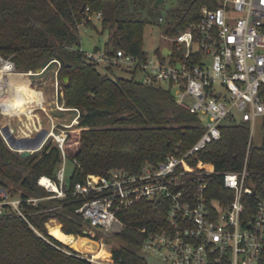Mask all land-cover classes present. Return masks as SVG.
Listing matches in <instances>:
<instances>
[{
  "label": "trees",
  "instance_id": "trees-1",
  "mask_svg": "<svg viewBox=\"0 0 264 264\" xmlns=\"http://www.w3.org/2000/svg\"><path fill=\"white\" fill-rule=\"evenodd\" d=\"M154 1L0 0V56L12 61L15 71L24 73L35 72L44 62L54 60L51 64H58L56 78L63 93L59 100H63L64 107L79 112L78 123L65 129L63 143L66 155L80 164L73 166L66 179L70 189L90 173L106 174L113 169L132 173L145 163L155 164L170 154L180 155L203 131L195 115L175 104L169 90L144 85L134 77L116 76L112 67L102 73L80 49L78 26L90 23L88 17L101 12V33L108 31L104 48L146 57L143 45L147 19L140 10ZM177 2L172 13L174 25L165 30L171 36L195 20L203 6H215L211 0ZM220 129V138L201 150L196 159L217 171L241 169L249 124L227 122ZM38 151L40 154H34ZM38 151L21 157L0 134V186L9 189L10 183L16 184L23 188V196L49 195L31 186L29 178H54L61 162L60 149L49 140ZM248 169L264 171V143L251 144ZM217 184L213 197H219L223 189L221 181ZM81 203L80 196L67 195L25 207L38 233L21 217H0V264H94L49 235L45 225L55 219L63 233L87 237L89 223L75 212ZM164 210L165 207L161 212ZM155 216L156 201L140 200L118 211L121 227L114 235L122 245L112 249L115 263L146 264L139 255L146 237L141 228H154Z\"/></svg>",
  "mask_w": 264,
  "mask_h": 264
},
{
  "label": "built area",
  "instance_id": "built-area-1",
  "mask_svg": "<svg viewBox=\"0 0 264 264\" xmlns=\"http://www.w3.org/2000/svg\"><path fill=\"white\" fill-rule=\"evenodd\" d=\"M211 2L215 6H203L184 30L164 35L168 45L151 56L139 58L119 48L83 51L99 67L138 72L142 77L137 81L142 84L169 90L175 104L195 115L203 128L194 144L180 155L145 163L137 172L113 169L87 174L70 189L66 161L76 167L80 164L63 150L67 126L56 131L53 125L38 150L51 140L60 149L61 162L54 178L42 175L35 182L37 190L49 195L14 196L0 186V217H21L37 232L25 207L78 195L82 203L75 212L92 228L105 232L121 227L120 209L140 200L156 201L155 227L141 228L146 237L140 250L146 254L166 264H264V171L248 169L254 125L259 118L264 121V0ZM95 16L99 19L101 12ZM164 48L168 55L162 54ZM6 62L15 71L13 62L0 56V67ZM78 117L79 112L70 126L78 123ZM227 122L249 124L246 157L241 169L217 171L195 156L220 138V126ZM37 125L25 126L15 137H34L44 130L39 120ZM217 181L223 189L219 197H213ZM93 231H85L88 241L94 239ZM87 238L77 235V239ZM87 256L82 257L91 262L101 258ZM110 264L117 263L111 260Z\"/></svg>",
  "mask_w": 264,
  "mask_h": 264
},
{
  "label": "rangeland",
  "instance_id": "rangeland-1",
  "mask_svg": "<svg viewBox=\"0 0 264 264\" xmlns=\"http://www.w3.org/2000/svg\"><path fill=\"white\" fill-rule=\"evenodd\" d=\"M155 1L150 3L144 10H140L142 17L147 19V23L144 25L143 48L148 56H151L155 51L161 50L165 45H168V42L164 39V35H166L165 30L167 27L174 25L172 13L173 9L178 6L177 0H163L162 3L154 6ZM159 17H163L164 20L160 22L158 20ZM78 34L80 38V49L84 52H92L95 48L103 49L108 38V31L101 33L100 21L95 15L90 16V23H82L78 26ZM57 68L58 64H51L40 74H34L33 72L32 74H28L27 72V75L24 76V78L28 80L29 87L35 90V93L29 94L28 97L35 99L36 97L41 96L43 98L42 105L39 106L33 104L30 112L25 111L27 110L25 109L26 107L20 106V101L12 102L11 100H7V97H5L7 94L2 93L3 95L0 97V128L8 126L14 135H18L20 129L25 128V126L33 127V124L35 123L38 127L37 121L39 120L41 127L46 130L50 129L53 125L55 126L56 131L62 130L65 126L68 127L65 128L66 130L70 129V125L78 112H74L71 109L64 107L62 103L63 100H59L63 93L59 79L56 78ZM98 70L102 73H106V69L103 66H100ZM15 72L19 73V71ZM112 72L120 77H134L135 80H139L142 77L141 73L137 72L133 74L121 68H113ZM29 105H31V101H29ZM50 142L53 143L51 140ZM252 143L254 146H261L264 143V121L261 118L257 119L255 122ZM40 152L41 151H38L34 154H40ZM72 170L73 164L67 159L65 165L66 179L70 176ZM9 189H11V193L14 196L24 193L23 188L13 183L9 184ZM49 223L51 222L49 221ZM88 228L89 230H94V239H91V241H88L87 237V240L77 239L76 235L75 241L78 240L81 244H79L78 247H73L72 243L66 244L60 240L58 241L75 251H80L81 255L84 257H88L87 255L95 253L101 242L103 244L105 255L92 263L110 264L111 260H113L112 249L118 248L122 245L114 235L118 227L113 226L105 232L100 229L92 228V226L89 225L87 226V229ZM80 246L81 248H79ZM98 255L101 256L102 254ZM139 255L145 260L146 264H166L149 254H146L142 250H139Z\"/></svg>",
  "mask_w": 264,
  "mask_h": 264
},
{
  "label": "bare ground",
  "instance_id": "bare-ground-1",
  "mask_svg": "<svg viewBox=\"0 0 264 264\" xmlns=\"http://www.w3.org/2000/svg\"><path fill=\"white\" fill-rule=\"evenodd\" d=\"M25 75H27V73H20V72L18 73V72L13 71L11 63L6 62L4 66L1 67L0 69V97H2L3 95L2 93H5L7 94V96H5L7 97V100H11L12 102H15L16 95L19 94L21 98L20 106L26 107L25 109H27L31 107L33 104L29 105V101L31 100L26 98L25 95H29L31 93L33 94L34 90L31 87H29L28 80L24 78ZM20 91H24L22 92L23 95L21 94ZM41 99L43 102L42 97ZM42 102H41V105H42ZM50 222L51 223L47 224V230L51 236H53L57 240H60L66 244H68L67 242H69V244L72 243L73 247L79 246V241H74L75 238H73L71 235H65L64 233L61 232L60 226L56 221H50ZM98 254H102V255L100 256ZM93 255H94L93 256L94 258L103 257L105 255L103 247L98 248L95 251V253H93Z\"/></svg>",
  "mask_w": 264,
  "mask_h": 264
},
{
  "label": "water",
  "instance_id": "water-1",
  "mask_svg": "<svg viewBox=\"0 0 264 264\" xmlns=\"http://www.w3.org/2000/svg\"><path fill=\"white\" fill-rule=\"evenodd\" d=\"M163 0H156L154 3V6H157L159 3H162ZM83 9V8H82ZM168 49L164 48L162 50V54L168 55ZM54 60H48L44 62L40 68H38L34 74H40L42 73ZM179 66V65H178ZM30 74V73H29ZM67 78H64V81H66ZM0 133L3 136V138L8 142L10 147L13 150L19 151L21 157H27L29 156L33 151H36L40 148L42 142L44 141V138L47 134V130H42L38 132L34 137L30 138H16L15 135L12 133V131L9 129L8 126H3L0 128ZM36 177H30L29 183L31 186H35Z\"/></svg>",
  "mask_w": 264,
  "mask_h": 264
},
{
  "label": "crops",
  "instance_id": "crops-1",
  "mask_svg": "<svg viewBox=\"0 0 264 264\" xmlns=\"http://www.w3.org/2000/svg\"><path fill=\"white\" fill-rule=\"evenodd\" d=\"M35 91V90H34ZM21 92V94H22V92H24V91H20ZM35 93V92H34ZM33 93V94H34ZM23 95V94H22ZM26 96V98H28L29 100H31L32 101V103L31 104H36V105H39V106H41V102H42V99H41V97L40 96H38V97H36L35 99H31V98H29L28 96L29 95H25ZM20 96H19V94H17L16 95V101L15 102H18V101H20ZM32 110V106L31 107H29V108H27V112H30ZM58 223V222H57ZM59 225H60V227H61V224L60 223H58ZM61 230V229H60ZM62 232V231H61ZM63 233V232H62ZM66 235V234H65ZM72 236V235H71ZM74 241H75V239H74ZM76 241H78V240H76ZM67 243H69V242H67ZM80 244V243H79ZM81 245V244H80ZM79 248H81V246L79 247Z\"/></svg>",
  "mask_w": 264,
  "mask_h": 264
}]
</instances>
